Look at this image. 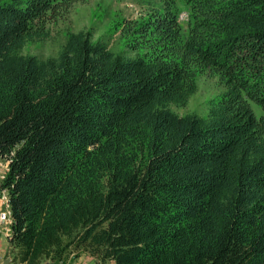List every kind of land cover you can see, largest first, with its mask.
Wrapping results in <instances>:
<instances>
[{
    "label": "trees",
    "instance_id": "trees-1",
    "mask_svg": "<svg viewBox=\"0 0 264 264\" xmlns=\"http://www.w3.org/2000/svg\"><path fill=\"white\" fill-rule=\"evenodd\" d=\"M87 1L0 0L13 260L264 264V0H137L117 51L66 26L56 56L22 53ZM204 76L207 113L174 112Z\"/></svg>",
    "mask_w": 264,
    "mask_h": 264
},
{
    "label": "rangeland",
    "instance_id": "rangeland-1",
    "mask_svg": "<svg viewBox=\"0 0 264 264\" xmlns=\"http://www.w3.org/2000/svg\"><path fill=\"white\" fill-rule=\"evenodd\" d=\"M105 9L108 11L106 15L104 14ZM141 12L142 8L141 5L137 3V0H88L86 3H77L72 13L69 15L66 24L59 25L58 33H56L55 30L53 37L43 43L27 45L22 53L36 56L39 59H47L56 56L61 44L65 41L62 30H64L66 26L74 32L92 29L95 33V39L103 36V41L108 44L109 48L117 51L118 48L115 43V37L111 39L107 36V30L114 15L117 14L126 18H136ZM220 91L221 89L214 79L204 76L198 82L197 92L188 100L186 105L182 107L172 105L171 108L179 115L189 113L205 115L207 113V102L218 95ZM256 113L259 115L260 109L257 108ZM0 162H2L0 163L1 178L5 169H9V164L2 160H0ZM4 190L5 189H1L0 187V195H4ZM4 213L7 215L8 225L12 230V214L8 195L4 204ZM7 229H4V225L0 222V234L9 243L12 233H9ZM78 258V255L70 254L68 258L55 264H73ZM0 264H4L1 257Z\"/></svg>",
    "mask_w": 264,
    "mask_h": 264
},
{
    "label": "crops",
    "instance_id": "crops-1",
    "mask_svg": "<svg viewBox=\"0 0 264 264\" xmlns=\"http://www.w3.org/2000/svg\"><path fill=\"white\" fill-rule=\"evenodd\" d=\"M0 257L3 259L4 264H21L13 260L10 255V247L8 241H6L0 234ZM73 264H105L100 263L86 254H80L79 258ZM113 264V262H110Z\"/></svg>",
    "mask_w": 264,
    "mask_h": 264
},
{
    "label": "built area",
    "instance_id": "built-area-1",
    "mask_svg": "<svg viewBox=\"0 0 264 264\" xmlns=\"http://www.w3.org/2000/svg\"><path fill=\"white\" fill-rule=\"evenodd\" d=\"M181 19L182 20L187 19V14L186 13H183L181 15ZM0 163H2V162H0ZM8 172H9V170H7V168H6L5 169V172L2 174V177L0 178V185H1V182L6 178ZM7 195L8 194H7V191L6 190H4V195H0V222H1V224L4 225V229H7L8 228L7 231L9 233H12V230H11L10 226L8 225L7 215H6V213H4V204H5L6 200H7Z\"/></svg>",
    "mask_w": 264,
    "mask_h": 264
},
{
    "label": "clouds",
    "instance_id": "clouds-1",
    "mask_svg": "<svg viewBox=\"0 0 264 264\" xmlns=\"http://www.w3.org/2000/svg\"><path fill=\"white\" fill-rule=\"evenodd\" d=\"M183 13H186V14H187V19H185V20H182V19H181V15H182ZM179 18H180V21L185 22V21H187V20L189 19V15H188L187 12L184 11V12H182V13L180 14V17H179Z\"/></svg>",
    "mask_w": 264,
    "mask_h": 264
},
{
    "label": "bare ground",
    "instance_id": "bare-ground-1",
    "mask_svg": "<svg viewBox=\"0 0 264 264\" xmlns=\"http://www.w3.org/2000/svg\"><path fill=\"white\" fill-rule=\"evenodd\" d=\"M9 170V169H8Z\"/></svg>",
    "mask_w": 264,
    "mask_h": 264
}]
</instances>
